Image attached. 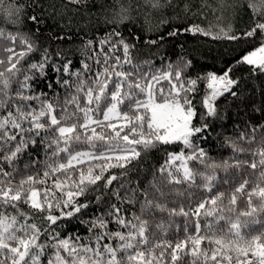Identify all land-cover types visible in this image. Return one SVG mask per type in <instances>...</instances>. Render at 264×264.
<instances>
[{
    "label": "snow or ice",
    "instance_id": "obj_1",
    "mask_svg": "<svg viewBox=\"0 0 264 264\" xmlns=\"http://www.w3.org/2000/svg\"><path fill=\"white\" fill-rule=\"evenodd\" d=\"M87 2L66 0L78 6ZM144 2L154 9L179 8L174 18L183 13L185 19L202 14L207 6L202 0L201 8L192 12L188 0L182 8L173 0ZM246 3L251 23L238 30L230 25L214 32L195 23L183 27L193 37L240 46L237 57L219 74L196 78L186 76L191 62L183 57L160 67L151 59L134 62L137 45L128 43L117 28L96 42L99 50L90 57L95 67L83 62L75 71L59 47L51 49V43L71 39L67 32L53 34L49 46L40 49L35 33L0 29V264H232L229 251L236 253L237 264H264V233L244 239L239 221L225 214L244 198L250 211L242 215L264 211V124L244 122L243 130L236 126L237 140L225 137L232 156L220 163L200 146L212 129L209 121L223 119L218 98L242 95L243 77L233 75L237 67L247 66L250 77L264 76V0ZM29 6L39 10L29 17L39 32L47 8L40 0ZM218 6L228 7L226 0H218ZM2 10L10 17L20 12L14 6ZM126 13L121 6V21L128 19ZM180 31L167 34L176 37ZM84 44L92 48L94 41ZM118 51L122 55H116ZM36 52L39 59L25 68L22 62ZM49 71L64 90L63 98L36 91V81L46 79ZM203 80L209 92L202 101L204 111L198 112L190 94L199 91L197 84ZM13 83L18 87L11 93ZM47 87L51 89L52 83ZM176 142L187 154L168 153L144 188L139 179L129 178L149 151ZM173 161L181 164L174 168ZM189 162L196 167H189ZM231 168L237 175L241 169L258 172V182L253 186L247 178L237 181L228 175ZM112 169L120 171L116 174ZM218 169L225 172L222 182ZM172 185L186 187L181 191ZM254 198L260 202L256 207ZM126 203L139 205L138 212L128 213ZM24 205L31 212L24 211ZM90 207L94 211L84 219ZM181 216L184 239H179L177 229L173 243L166 237L174 218ZM71 219L85 225L88 235H62L63 223ZM188 220L195 234L188 232ZM221 220L230 225L225 237L232 238L213 232ZM205 241L208 247L201 248Z\"/></svg>",
    "mask_w": 264,
    "mask_h": 264
},
{
    "label": "trees",
    "instance_id": "obj_2",
    "mask_svg": "<svg viewBox=\"0 0 264 264\" xmlns=\"http://www.w3.org/2000/svg\"><path fill=\"white\" fill-rule=\"evenodd\" d=\"M31 2L32 0H4L3 5H0V29L13 33L17 31L35 33L33 39L40 49L49 46V37L53 34L59 36L67 32L71 39L51 43V49L55 51L59 47L62 55L66 59L72 60V71L80 69L83 62L93 65V60L90 57L93 51L99 50L96 42L112 31L113 28H117L128 43L137 45V49L134 50V62L151 59L157 67H160L162 62H176L180 57H183L191 62V67L186 71V76L189 78L205 77L208 73L219 74L220 69H223L229 61H233L237 57L240 46L235 42L216 41L211 37H193L191 34L184 33L183 27L195 23L203 28L211 27L214 32L219 31L221 28L227 30L230 25L233 30H238L249 25L252 19V13L247 7L246 0H226L228 7L225 9L219 8L218 0H207V6L202 9V14L195 17L189 14L187 19L184 18L183 13H180V18H174L176 12H179V8L175 11L172 6L154 9L145 4L144 0H119V3H116L115 0H88L86 5L79 6L66 4V0H40V3L47 8V14H45L44 22L39 25L40 31L36 32L37 25L33 24L29 17L39 10L30 7ZM177 2L182 8L185 0H173L174 4ZM188 2L193 5L192 12H196L201 8L202 0H188ZM161 3L164 4L165 0H161ZM9 6L18 7L20 12L10 17L6 11L2 10ZM65 6L69 9L68 11H65ZM121 6L127 9L128 19L123 21L120 20L118 14ZM214 9L216 10L214 11ZM13 21L15 22L13 23ZM174 29H180V35L169 37L167 33ZM89 39L94 41L92 48L86 47L84 44ZM149 39L157 40L158 43L149 46L146 44ZM242 46L250 48L248 44ZM105 51H107V48H105ZM116 55H122V51H118ZM37 59H39V52L31 54L22 64L26 68L29 61ZM93 67L95 66L93 65ZM233 75L243 77L242 95L238 99L232 97L218 98L216 102L218 112L223 119L209 121L212 129L206 134V139L200 142V146L208 150L209 155L218 163L232 156V148L225 137L237 140L236 132L233 130L236 126L243 130L244 122H250L253 126L264 124V111H261L264 108V76L250 77L247 66L237 67ZM20 79H22V76ZM54 81L55 75L49 71L46 79L36 81V91L47 92L50 97L54 93H59L63 98L64 90ZM49 83H52L51 89L47 87ZM17 87L18 85L13 83L11 93H14ZM197 88L199 91L190 94V96L193 97V104L198 112H203L202 101L205 94L209 92L207 81L198 82ZM193 123H199V121L194 120ZM182 150L187 154L188 150L184 149L183 144L176 142L149 151L142 160L139 170L130 173L129 178L133 181L139 179L140 187L144 188L147 181L152 178V172L167 160L168 153L179 154ZM26 159L27 156L20 161L21 167ZM242 159H249V157H242ZM172 163L175 168L179 167L181 161H173ZM188 166L196 167L194 162H189ZM119 171V169L111 170L116 174ZM240 171L241 175H237V170L231 168L228 170V175L235 177L237 181L247 178L253 186L258 182V172L253 173L251 169H241ZM217 176L221 178L222 182L225 172L218 169ZM197 181L199 183V177ZM172 187L183 191L186 185H172ZM81 200L83 201V198ZM259 203V200L254 198L253 206L256 207ZM226 205L227 200H225L224 206ZM22 207L24 211L31 212L26 205ZM124 208L127 209L128 213L138 212L139 205L126 203ZM6 211L12 212L13 210L7 209ZM93 211L94 209L91 207L87 209L84 219H87V214ZM247 211H250V209L247 206L246 198H244L238 201L234 211L225 213L231 216L234 222L239 221L241 225L240 234L244 239H250L264 233V211H257L251 216L242 215ZM174 219L175 224L169 228L166 238L172 239L177 234V229H179V239H184L183 225L185 218L181 216ZM207 219L211 220L212 218ZM200 223L203 233L205 231V220L202 219ZM188 224V232L195 234L192 220H188ZM44 226L46 227V225ZM110 227L115 230V226ZM229 227L230 225L221 220L214 225L213 232L217 237H225ZM62 228V235L76 233L83 236L88 235L86 226L77 219L65 221ZM152 230L155 231V228ZM172 242L175 243V239H172ZM205 247H208L207 241L201 245V248ZM228 255L232 257V264H237L236 253L229 251ZM42 259H46V257ZM185 260H188V257H185Z\"/></svg>",
    "mask_w": 264,
    "mask_h": 264
}]
</instances>
